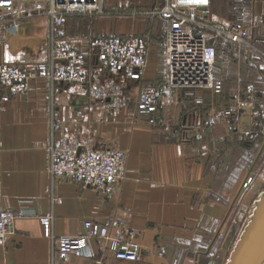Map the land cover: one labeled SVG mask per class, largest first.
<instances>
[{
	"label": "crops",
	"instance_id": "1",
	"mask_svg": "<svg viewBox=\"0 0 264 264\" xmlns=\"http://www.w3.org/2000/svg\"><path fill=\"white\" fill-rule=\"evenodd\" d=\"M165 2L102 0L104 15L69 16L59 29L58 43L87 54L81 72L100 88L114 85L116 96L103 99L88 84L47 80L31 81L26 95L8 96L0 87V208L17 211L24 206L41 216L52 214L57 236L81 234L85 221L112 232L122 227L137 233L140 262L120 260L107 242L94 239L90 254L67 257L62 264H196L216 241L212 222L224 221L237 205L238 184L251 164H232L228 171L214 159L222 143L250 138L251 146L253 133H258L250 123L257 117L252 106L258 101L264 105V0H210L208 15L244 24L251 46L227 54L226 77H216L213 89L182 91L160 108L152 123L137 112L139 82L111 74L90 42L104 35L144 37L148 55L143 80L163 84L166 26L143 11ZM49 31L45 14L13 21L0 9V64L27 68L47 61ZM238 101L248 110L233 129L207 123L212 108L233 111ZM52 111L59 114V130L50 127ZM178 119L181 123L173 126ZM172 120L177 121L172 125ZM64 137H85L97 147L127 151L124 176L112 193L52 178L47 146ZM263 193L264 186L255 182L241 197L245 226ZM50 256L51 242L37 217L18 219L15 234L0 244V264H50Z\"/></svg>",
	"mask_w": 264,
	"mask_h": 264
},
{
	"label": "built area",
	"instance_id": "2",
	"mask_svg": "<svg viewBox=\"0 0 264 264\" xmlns=\"http://www.w3.org/2000/svg\"><path fill=\"white\" fill-rule=\"evenodd\" d=\"M209 4L210 0H166L161 8L144 11V15L162 20L166 26L163 84L143 80L148 55V42L144 37L104 35L95 36L90 42L98 60L111 74H125L139 82L137 112L152 123L160 108L173 103L182 91L213 89L216 86L214 67L219 40L242 48L251 46L244 25L211 20L208 17ZM0 9L13 21L39 14H45L50 19L47 61L27 68L10 63L0 64V87L7 91L8 96L26 95L33 80L88 84L103 99L118 94L114 85L100 88L97 80L81 72L80 68L87 58L85 52L56 40L67 17L104 15L102 0H0ZM8 96L4 99L7 100ZM246 106V103L238 101L233 111L212 108L207 123L210 126L225 123L233 129L240 123ZM50 127L53 131L61 128L56 111H52ZM47 152L48 172L53 179L67 178L109 194L124 176L127 151L97 147L89 138L70 140L64 137L62 141L47 146ZM254 182V171L250 169L241 179L240 192L252 188ZM28 217H37L43 222L45 236L51 242L50 264H62L67 257L81 258L90 254L94 239L107 242L120 260L141 261V247L134 230L119 227L112 232L99 224L85 221L81 234L57 236L53 231L52 214L41 216L24 206L17 211L0 208V244L15 234L18 219ZM220 223L213 221L210 231L216 233Z\"/></svg>",
	"mask_w": 264,
	"mask_h": 264
},
{
	"label": "rangeland",
	"instance_id": "3",
	"mask_svg": "<svg viewBox=\"0 0 264 264\" xmlns=\"http://www.w3.org/2000/svg\"><path fill=\"white\" fill-rule=\"evenodd\" d=\"M104 11L106 12L105 8H104ZM209 12H210V9H209ZM209 15L211 16L210 13ZM209 15L208 17L211 20L217 21L215 20L216 18L211 16L213 18L212 19ZM244 27L246 28L245 25ZM219 45H220L219 46V56L216 61V68L214 72L216 83H217V78L226 77L227 68L225 66L226 64L227 66H229V62H227L228 61L227 54L233 49L226 45H221V44ZM237 47L242 48L239 46ZM260 84L261 83H258L259 85L258 92L263 93V89ZM263 107L264 106L260 103V101H258L255 105L252 106V110L253 111L255 110L257 113L256 119L252 120L250 123L251 124L250 128L253 130L264 131V121L263 119L259 117L261 115V111L263 110ZM246 110L248 109L246 108ZM180 120H181V117H180ZM176 121L172 120V125ZM178 121L173 126H177L178 123L179 124L181 123L180 121L179 122ZM252 136H254V138H253L252 143L250 144L251 145L250 147L247 146L248 144L247 145L243 144L240 138H237V140L231 142V144L222 143L220 145V148L218 149L219 152L216 153L214 164H221V169L222 170L225 169L228 171H229V168L232 166V164H249V165L251 164L245 170L242 178L245 176V174L250 169H252L254 171L255 182L257 184L264 186V132L260 133V135L257 133H253ZM249 139L250 138H246L245 143H247ZM239 184L237 187L238 192L236 190L237 192L236 198L238 199V201H236L237 205L233 207L229 216L219 224V228L217 229L216 236H215L216 241L214 240L215 243H214V246L210 248L209 255L208 256L206 255L207 257H203L200 260H198L197 261L198 263L196 264H212L213 261L216 262L217 264H224L228 251L234 246V244L240 238V234L242 233V230L248 218L246 217L242 218L240 216V213H241L240 206L241 205L239 204H240L241 197L244 196V193H246L248 190L240 192ZM212 233L213 234L215 233L214 230L212 231Z\"/></svg>",
	"mask_w": 264,
	"mask_h": 264
},
{
	"label": "water",
	"instance_id": "4",
	"mask_svg": "<svg viewBox=\"0 0 264 264\" xmlns=\"http://www.w3.org/2000/svg\"><path fill=\"white\" fill-rule=\"evenodd\" d=\"M214 243V240L212 244ZM212 246V245H211ZM264 263V193L236 243L227 264Z\"/></svg>",
	"mask_w": 264,
	"mask_h": 264
},
{
	"label": "trees",
	"instance_id": "5",
	"mask_svg": "<svg viewBox=\"0 0 264 264\" xmlns=\"http://www.w3.org/2000/svg\"><path fill=\"white\" fill-rule=\"evenodd\" d=\"M219 44H221V45H226V46H229V47H231V48H233L232 50H236V49H239L236 45H234V44H229V43H226V42H223L222 40H219L217 43H216V50H217V58H218V56H219ZM237 47V48H236ZM231 50V51H232ZM229 53V52H228ZM216 61H217V59H216ZM215 68H216V63H215V67H214V72H215ZM263 105V104H262ZM264 106V105H263ZM263 112H264V107H263V110L261 111V115L259 116L261 119H263ZM264 121V120H263ZM264 132V131H263ZM261 130H259L258 131V133L257 134H259L260 135V133H263ZM242 143H244L245 145H247L248 144V142L247 143H245V141H243ZM248 147H250L249 145H247Z\"/></svg>",
	"mask_w": 264,
	"mask_h": 264
}]
</instances>
